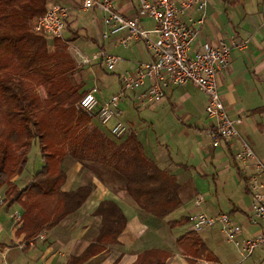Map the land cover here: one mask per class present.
Segmentation results:
<instances>
[{"label": "crops", "instance_id": "crops-1", "mask_svg": "<svg viewBox=\"0 0 264 264\" xmlns=\"http://www.w3.org/2000/svg\"><path fill=\"white\" fill-rule=\"evenodd\" d=\"M48 1L67 10L62 41L74 59L78 61L82 50L92 52L94 49L117 56L119 61L116 66L121 64L116 75L119 92L122 75L133 73L138 64L152 61L143 42L129 41L122 46L120 41L126 37L125 33L104 37L107 32L103 24L105 14L98 9L84 10L82 0ZM139 6L140 0H112L114 12L126 19H138L141 27L155 39L156 35L152 33L155 25L146 17H138ZM203 15L204 25L191 50H198L203 44L230 45L232 40H248L244 50L232 49L229 65L218 75L217 86L228 114L242 119L238 127L241 137L249 144L256 159L264 163V0H208ZM199 18L201 14H192L191 23ZM47 44L50 48L54 47L50 41ZM88 72L91 70L85 74ZM143 91L127 93L120 101L131 105L138 113L125 125L129 136L142 146L145 156L175 179L176 209L163 219L146 213L128 195L125 180L120 175L93 163L76 160L79 163L76 164L68 156L61 165L66 173L62 190L68 192L89 186L91 194L77 212L30 241L23 233L17 232L21 225V207L18 204L10 208L0 207V264H69L94 243L101 224V217L95 212L106 201L121 210L126 226L117 244L104 246L100 253L81 264H134L141 254L152 250L166 255L164 264H229L234 257L230 250L223 247L221 239L226 241L217 227L195 232L210 258L197 259L182 250L181 239L192 231V218L196 212L212 217L226 213L241 226L238 246L233 244L240 259L232 264L244 261L245 264H264L263 250L257 249L246 259H243L240 250L244 240L264 231L249 223L248 185L252 180L263 182L254 164L241 165L233 161L237 141L213 147L210 133L215 128V122L205 114L207 97L193 85L169 90L162 100L149 105L138 99ZM94 123L112 139L95 118ZM21 175L12 179L19 189L31 180L25 181ZM201 178L213 179L215 192L211 187V197L204 198L201 194L198 185ZM199 199L202 203L197 208L196 201Z\"/></svg>", "mask_w": 264, "mask_h": 264}, {"label": "trees", "instance_id": "trees-1", "mask_svg": "<svg viewBox=\"0 0 264 264\" xmlns=\"http://www.w3.org/2000/svg\"><path fill=\"white\" fill-rule=\"evenodd\" d=\"M47 5L48 0H0V190L4 206L18 204L22 209L18 234L32 240L77 212L91 194L89 186L62 190L66 173L61 164L68 155L114 171L142 211L165 218L178 205L175 179L145 156L133 136L116 142L93 122L94 114L76 109L85 94L84 83L73 81L76 65L64 47L57 44L48 53L47 40L30 32L29 23L44 15ZM22 141L25 151L18 166L25 169L32 145L38 144L42 168L19 189L12 181L6 151L11 143ZM95 214L101 217L98 236L69 264H81L104 246L118 243L126 226L121 210L106 201ZM181 247L194 258H210L193 231L182 237ZM165 258L159 251H146L134 264H164Z\"/></svg>", "mask_w": 264, "mask_h": 264}, {"label": "built area", "instance_id": "built-area-1", "mask_svg": "<svg viewBox=\"0 0 264 264\" xmlns=\"http://www.w3.org/2000/svg\"><path fill=\"white\" fill-rule=\"evenodd\" d=\"M206 6L207 0H140L138 17H146L153 22L155 28L152 33L156 35L153 39L149 36L150 32L141 27L138 19H126L114 12L112 0H82L84 10L98 9L105 14L103 24L107 32L104 37L125 33L126 37L120 41L122 46H126L129 41H141L152 61L138 64L133 73L126 72L122 75L119 94L100 100L97 96L98 89L92 88L82 96L78 108L94 114L100 127L107 130L113 138L121 139L128 134V128L121 121L123 114L119 109V103L125 94L144 89L138 99L149 105L162 100L169 90L193 85L207 97L205 114L215 122V128L210 133L213 147L237 141L238 147L233 154V161L241 165L252 162L263 178L262 183L252 180L248 191L251 210L249 223L264 230V163L256 159L249 144L241 137L238 127L242 124V119L232 118L228 114L217 86L218 75L229 65L232 49L244 50L248 40H232L230 45L203 44L200 49L191 50L204 25L203 13ZM194 13L201 14V18L194 22L196 26L190 19ZM67 17L64 6L51 4L44 15L35 19L32 30L37 34L60 39L65 32ZM78 59L82 67L100 62L109 72L114 71L119 61L116 56L104 50L91 56L79 54ZM111 122L113 124L109 126ZM201 203V199L197 200L196 207ZM215 227L227 243L238 246L237 238L242 228L229 214L221 213L212 217L196 212L192 218L193 232ZM240 248L243 259L250 257L257 249L264 251V231L244 240Z\"/></svg>", "mask_w": 264, "mask_h": 264}, {"label": "rangeland", "instance_id": "rangeland-1", "mask_svg": "<svg viewBox=\"0 0 264 264\" xmlns=\"http://www.w3.org/2000/svg\"><path fill=\"white\" fill-rule=\"evenodd\" d=\"M207 2H208V0H207ZM51 4H56V3H50V1H48L47 8ZM226 7L231 8L229 6H226ZM37 18L38 17L33 18L32 21L29 23L28 28L30 29V32L36 36L43 37L45 40H47V42L50 41V43H52L54 45V47L50 48L48 46V44H46V49H47L48 53L53 52V50L56 48L57 44L59 46L64 47L65 54L71 58V60L74 62V64L77 67V72L73 76L74 83H84V88H83L84 92H87V91L91 90L92 88H97L98 89V95L97 96L100 99L101 98L105 99V98H108L110 96L112 97V94L119 92V83L117 81L116 75H117V73H119V68L121 67V64H118L115 67V70L111 71V72L107 71L105 69V67L100 64V62H97V63L94 62V64L92 63L93 66H91V67L90 66H85V67L80 66L78 61L72 57V55H71L72 53H70L68 51L67 46L62 41L63 36H62V38L57 40L56 38H52V37H49L47 35L37 34V33L33 32V30H32L33 22ZM95 51L96 50L94 49V51H92V52H89V51L83 52V50L81 52L84 56H91L92 54L95 53ZM111 55L115 56V54H111ZM89 68H91V69H89ZM88 70H91V72H88L87 74H85V72H87ZM126 71H129V70H126ZM111 73H115V74H111ZM38 93L40 94V96L42 98H44V93L41 89L38 90ZM76 109L80 110L78 108V103L76 105ZM119 109L122 111V114H123L121 121L123 124H126V125H128V123H130L129 121H127L128 119H131L135 115L138 114L137 111L131 107V105H128V104L124 105V103L122 104V102L119 104ZM80 111H83V110H80ZM93 122H94V120H93ZM1 128H2V124L0 123V129ZM110 137L113 139V137L111 135H110ZM128 137H129V130H128V134L124 137V139L123 138H121V139H115L114 138L113 140H115L116 142H122L123 140H125ZM24 151H25V146H24L23 141L11 143L10 147H8V149L6 151V158H7V165L11 168V172H12V174H14V177H15V175H21L22 174L21 175L22 179L26 181L27 179L31 178L35 173H37L38 171L41 170L42 161H41L40 149H39L38 144H33L31 150L29 151V153L27 155L26 167H25V169L22 170L21 167L18 166V163H19ZM68 156L70 158H72L70 155H68ZM72 162L79 164L74 159ZM61 167L64 170V166H61ZM69 167L70 166L65 167V169L67 170V169H69ZM198 182H199L198 185L200 187L201 194L203 195V197L204 198L211 197L212 194H211V192H209L210 188L212 187V192H215L213 179L212 178H201L200 181H198ZM3 192H4L3 190H0V199H2V197H3L2 196ZM2 206H3V204L0 207H2ZM221 240L223 243V247L225 249H228L231 251V255L234 257L233 261L237 262L240 259V257L238 256V253H237L238 250L235 249L233 244H228L227 242L225 243L223 241V239H221ZM222 243L220 242L221 246H222ZM233 261H231L229 264L234 263ZM242 264H245V261Z\"/></svg>", "mask_w": 264, "mask_h": 264}]
</instances>
